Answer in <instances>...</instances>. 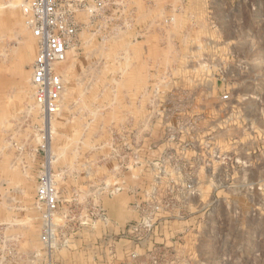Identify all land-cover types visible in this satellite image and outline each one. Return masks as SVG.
Masks as SVG:
<instances>
[{
	"label": "rangeland",
	"instance_id": "obj_1",
	"mask_svg": "<svg viewBox=\"0 0 264 264\" xmlns=\"http://www.w3.org/2000/svg\"><path fill=\"white\" fill-rule=\"evenodd\" d=\"M25 1L0 0V264H264V0H73L48 140Z\"/></svg>",
	"mask_w": 264,
	"mask_h": 264
},
{
	"label": "built area",
	"instance_id": "obj_2",
	"mask_svg": "<svg viewBox=\"0 0 264 264\" xmlns=\"http://www.w3.org/2000/svg\"><path fill=\"white\" fill-rule=\"evenodd\" d=\"M73 0H27L22 6L24 20L37 40V53L30 64L34 99L42 114L57 112L64 91L59 63L67 57V49L78 30ZM39 201L48 209L55 208L57 197L53 177L43 172L37 187Z\"/></svg>",
	"mask_w": 264,
	"mask_h": 264
},
{
	"label": "bare ground",
	"instance_id": "obj_3",
	"mask_svg": "<svg viewBox=\"0 0 264 264\" xmlns=\"http://www.w3.org/2000/svg\"><path fill=\"white\" fill-rule=\"evenodd\" d=\"M27 1V0H26ZM25 1V2H26ZM25 2L22 4V6L25 4ZM87 12V11H86ZM25 22V21H24ZM25 30H26V28L28 29V31L30 32V34H31V36H33L34 37V35L32 34V32H31V30H30V28L28 27V25L26 24V22H25ZM35 38V37H34ZM36 39V38H35ZM75 39V38H74ZM74 42V41H73ZM127 43V42H126ZM72 45H73V43L71 44V46L67 49V57H66V59L63 61V62H61V63H64L66 60H67V58H68V54L70 53V50H71V48H72ZM36 53H37V40H36ZM36 55V54H35ZM34 60V59H33ZM32 63V62H31ZM61 63H59V66H60V64ZM62 68V67H61ZM61 68H59L60 69V72H61V75H62V71H61ZM21 69V68H20ZM29 74H30V77H29V84H30V86H31V89H32V93H33V99H34V90H33V86H32V83H31V71H30V66H29ZM63 75H64V73H63ZM62 75V78L64 77ZM65 79V78H64ZM64 79H63V81H64ZM64 84H65V82H64ZM64 90H65V87H64ZM64 92V91H63ZM61 100L63 101V93H62V96H61V98H60V102H61ZM34 101H35V99H34ZM59 102V103H60ZM35 103V105L36 106H38V104H37V102L35 101L34 102ZM62 104H61V106L63 105V102H61ZM39 107V106H38ZM57 113V112H56ZM44 117V116H43ZM44 131H45V138H46V140H48L50 137H51V135H52V133H53V123H52V118H51V116H50V114L47 116V115H45V119H44ZM46 144H48V143H46ZM49 145H46L45 147L47 148L46 150H47V160H46V167H45V173H49L51 176H52V174H51V172H50V165H51V162H52V154H50V149H49V147H48ZM54 178V177H53Z\"/></svg>",
	"mask_w": 264,
	"mask_h": 264
},
{
	"label": "crops",
	"instance_id": "obj_4",
	"mask_svg": "<svg viewBox=\"0 0 264 264\" xmlns=\"http://www.w3.org/2000/svg\"><path fill=\"white\" fill-rule=\"evenodd\" d=\"M64 103L63 106L65 105ZM78 254H79L78 252L68 251L67 248L61 249L60 251L53 253V257L55 259L53 264H84L83 260L78 257ZM23 264H29V263H23Z\"/></svg>",
	"mask_w": 264,
	"mask_h": 264
}]
</instances>
